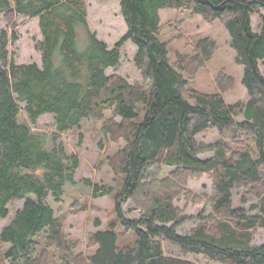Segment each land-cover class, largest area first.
<instances>
[{"label":"trees","instance_id":"obj_1","mask_svg":"<svg viewBox=\"0 0 264 264\" xmlns=\"http://www.w3.org/2000/svg\"><path fill=\"white\" fill-rule=\"evenodd\" d=\"M163 9L224 21L236 63L244 68L246 104L231 105L221 93L190 86V61L180 57L173 65L169 46L160 39ZM262 9L264 0H121L128 31L110 48L90 31L86 0H0V14L10 20L38 18L43 36L42 66L16 64L9 46L18 36L0 30V220L9 216L11 204L24 201L0 235L1 243L10 245L3 255L8 264H43L38 254L43 244L58 251L61 264H70L63 222L49 202L75 184L80 168L79 157L67 154L62 138L86 120H102L107 111L122 118L119 131L126 146L114 161L122 185L117 190L83 180L93 198H114L115 214L108 228L91 236L96 251L88 264H193L169 257L164 243L214 264H264V243L253 245L256 231L264 229V17L259 32L252 26V15ZM82 33L88 41L83 52L77 46ZM128 41L137 46L134 63L146 86L107 75L120 66ZM198 49L195 59L204 66L216 47L205 39ZM19 103L33 125L44 115L54 116L51 146L46 134L20 121ZM210 128L221 139L198 143L197 135ZM206 153L214 156L201 160ZM165 169L214 178L212 214L201 215L185 235L177 229L193 217L181 214L174 194L165 189ZM241 189L257 199L254 214L234 208V192ZM128 201L142 209L139 221L126 218Z\"/></svg>","mask_w":264,"mask_h":264},{"label":"rangeland","instance_id":"obj_2","mask_svg":"<svg viewBox=\"0 0 264 264\" xmlns=\"http://www.w3.org/2000/svg\"><path fill=\"white\" fill-rule=\"evenodd\" d=\"M88 5V23L90 31L113 48L127 33L128 27L121 13V0H86ZM161 32L160 39L169 46V59L176 65L180 57L187 58V77H192L190 86L207 94H223L228 104H246L250 97L242 80L244 68L236 63V51L231 47V37L224 21H206L201 15L190 10L163 9L160 11ZM264 9L252 15L254 31L259 32L262 27ZM0 30H7L10 34L16 33L18 40L11 43L9 50L16 64H38L42 66V55L38 50V43L43 36L39 27V19L17 16L8 19L0 14ZM208 39L215 44V51L210 61L200 66L196 61L199 54V43ZM87 37L81 34L77 46L84 51L87 46ZM137 46L128 41L121 49L122 61L117 69H109L108 76L123 78L131 85L146 86L141 71L135 66L134 58ZM260 70L264 75V60L260 62ZM193 72V73H192ZM223 88H226L225 91ZM20 121L30 124L37 133L46 134L49 145L51 137L57 133L56 121L53 115H44L33 125L29 121L25 104L19 103ZM245 120L244 116L239 117ZM122 118L115 116L112 111L104 113L102 120L89 119L83 122L79 130L72 131L62 138L68 155H77L80 168L76 172L75 184L67 185L65 193L59 200L50 198V204L56 211L57 217L63 222L64 232L71 250H67L71 257L70 264H88L87 261L96 251L91 244V236L109 227L115 219L114 198L92 197L91 189L87 188L83 180L89 179L93 183L114 186L117 190L122 185V178L115 170L114 161L118 153L126 146L122 139L119 126ZM110 130V131H109ZM198 143L210 144L221 139L215 128H210L196 137ZM214 153L200 155L201 160H208ZM176 174V175H174ZM166 182L165 189L175 196L174 204L181 214L193 219L177 229L180 235L188 234L199 225L201 215L212 214L210 199L213 195L214 178L211 174L198 177L178 176L174 170L165 169L162 177ZM245 190L234 192V208H244L249 214H254L251 206L257 199ZM24 205V201H16L9 206L10 214L0 220V235L3 229L10 224L16 212ZM137 203L128 201L124 204L127 219L139 221L142 218V209ZM99 222L100 226L96 223ZM133 241L132 236H124L123 240ZM264 243V229L259 228L253 245ZM10 245L0 241V264H8L3 257ZM169 257L179 260H188L193 264H214L203 257L184 256L181 249L171 243H164ZM38 254L43 264H61L63 259L58 251H53L41 245ZM68 264V263H66Z\"/></svg>","mask_w":264,"mask_h":264}]
</instances>
